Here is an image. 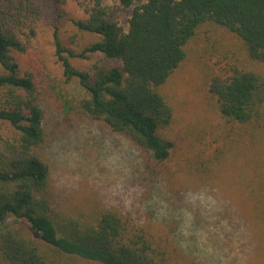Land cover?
<instances>
[{"label":"trees","instance_id":"16d2710c","mask_svg":"<svg viewBox=\"0 0 264 264\" xmlns=\"http://www.w3.org/2000/svg\"><path fill=\"white\" fill-rule=\"evenodd\" d=\"M89 1L94 5L88 17L75 23L98 34V40L75 52L55 34L65 79L77 80L84 92L66 113L101 122L126 140L112 137L109 146L128 143L135 164L129 180L142 206L120 207L97 197L68 206L52 183L64 170L54 167L59 147H46L38 84L31 72H21L12 54L23 51L24 44L0 25V264H68L76 258L91 264H193L194 258L170 237L171 230L154 221H163L155 213L166 206L158 198L153 206L154 181L164 192H177L167 180L174 142L163 134L173 108L160 87L185 59V45L205 22L228 30L250 59L264 62V0H118L122 6L140 2L126 31L109 18L103 0ZM90 54L100 57L89 69L71 62V57ZM208 87L227 120L249 128L251 137L259 132L264 123L262 73L235 69L229 76L212 75ZM105 132L104 137L110 136ZM249 198L256 200L254 209H264L263 190L252 191Z\"/></svg>","mask_w":264,"mask_h":264},{"label":"rangeland","instance_id":"374dc122","mask_svg":"<svg viewBox=\"0 0 264 264\" xmlns=\"http://www.w3.org/2000/svg\"><path fill=\"white\" fill-rule=\"evenodd\" d=\"M139 3L122 6L118 0H103L109 18L125 31ZM93 5L89 0H0V25L24 44L23 51L12 50V54L21 72H31L38 84L46 147H59L54 167L64 170L53 176L52 183L68 206H83L96 197L120 207L142 206L129 180L135 164L128 143L109 146L112 137L126 140L101 122L73 119L66 113L76 108L84 92L77 80L66 81L55 51V34L75 52L98 40V34L75 23L87 18ZM185 51V59L160 87L173 108V119L163 134L174 142L167 180L177 192H164L154 181L153 206L157 198L167 206L161 205L155 213L163 221H154L171 230L170 237L194 258L193 264H264V209H254L256 200L249 198L252 191H264V123L251 137L249 128L221 114L208 87L212 75L229 76L235 69H254L264 75V62L250 59L243 43L213 22L197 28ZM99 57H71V62L89 69ZM105 131L110 136L104 137ZM151 225L161 231L157 223ZM68 264L91 263L76 258Z\"/></svg>","mask_w":264,"mask_h":264},{"label":"water","instance_id":"95a60500","mask_svg":"<svg viewBox=\"0 0 264 264\" xmlns=\"http://www.w3.org/2000/svg\"><path fill=\"white\" fill-rule=\"evenodd\" d=\"M2 40H1V38H0V55H1V52H2Z\"/></svg>","mask_w":264,"mask_h":264}]
</instances>
